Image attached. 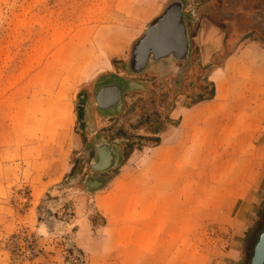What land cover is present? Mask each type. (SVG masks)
I'll use <instances>...</instances> for the list:
<instances>
[{"label":"rangeland","instance_id":"obj_1","mask_svg":"<svg viewBox=\"0 0 264 264\" xmlns=\"http://www.w3.org/2000/svg\"><path fill=\"white\" fill-rule=\"evenodd\" d=\"M174 1L0 0V264H89L92 249L110 237L98 200L121 191L108 184L120 164L130 158L131 168L140 166L152 146L147 138L171 124L168 107L197 98L205 66L243 42L264 45V0H180L187 58L150 59L134 75L133 45ZM207 28L223 42L210 58L203 51L214 42ZM113 72L131 80L125 111L80 122L79 95ZM121 127L131 136L127 145ZM101 142L112 144L117 159L100 171L90 164V150ZM88 177L102 185L88 187ZM259 199L246 226L226 221L225 209L197 213L178 194L168 227L179 235H133L146 244L143 264H249L264 227V195ZM128 210L124 218L135 221V208ZM160 211L162 231L167 222Z\"/></svg>","mask_w":264,"mask_h":264},{"label":"crops","instance_id":"obj_2","mask_svg":"<svg viewBox=\"0 0 264 264\" xmlns=\"http://www.w3.org/2000/svg\"><path fill=\"white\" fill-rule=\"evenodd\" d=\"M218 32L206 29L205 34L214 37L203 47L208 58L223 43ZM204 52L202 63L208 61ZM205 80L213 84V97L175 104L168 112L174 122L155 134L159 144L141 155L140 166L131 168L128 158L108 182L121 191L114 199L98 200L110 237L92 249L89 264H143L146 244L137 243L133 235H179L170 228L171 209L180 205L174 203L178 194L197 213L218 208L236 225L247 226L252 220L253 202L264 195V45L243 42L213 66ZM201 191L205 194L194 195ZM128 208H135L133 222L124 218ZM159 209L167 222L162 231ZM131 226L133 230H127ZM136 243L137 250L131 251Z\"/></svg>","mask_w":264,"mask_h":264},{"label":"flooded vegetation","instance_id":"obj_3","mask_svg":"<svg viewBox=\"0 0 264 264\" xmlns=\"http://www.w3.org/2000/svg\"><path fill=\"white\" fill-rule=\"evenodd\" d=\"M172 5L181 8L183 2L180 0L177 2L174 1L172 2ZM164 58L165 57L156 59V62H159ZM185 58L187 57H184L183 59ZM183 59L179 60L182 61ZM186 63H188V61H186L185 64ZM128 70L131 71L132 68L128 67ZM132 73L134 72L132 71ZM140 73L141 72H135L134 75H139ZM126 78L127 77H123V73L121 72H113L105 73L98 77L95 81H93L89 85V87L86 88L85 91H83L84 94L81 93L79 95L80 102L77 106L79 121L85 123L89 119V121L91 120V122H94L95 117H99L105 120L111 118V116H114V113L118 112L120 109H122V111L124 112L126 107L125 97L127 91L130 89L129 83L131 82V80H128ZM139 82L141 83L142 81L139 79ZM175 83H182V80H176ZM122 132L123 128L121 127V140L125 141L126 143L124 144L127 145L128 142H131V136H125L126 133L123 132L124 134H122ZM90 152L92 155L90 164L95 170L101 171L110 166H113L114 162H116L117 159V153L112 148V144L110 142L96 143L94 144ZM101 158H103L104 160L102 165H100ZM94 159L95 161H93ZM98 182L99 184H101L102 180L100 178L97 179L92 177H88L85 181L88 187H95L97 186Z\"/></svg>","mask_w":264,"mask_h":264},{"label":"water","instance_id":"obj_4","mask_svg":"<svg viewBox=\"0 0 264 264\" xmlns=\"http://www.w3.org/2000/svg\"><path fill=\"white\" fill-rule=\"evenodd\" d=\"M187 55V30L182 11L180 7L171 5L148 26L144 35L133 45L128 64L138 73L150 59L156 60L168 56L183 59ZM103 162L101 158L100 165ZM249 264H264V227L254 246Z\"/></svg>","mask_w":264,"mask_h":264},{"label":"trees","instance_id":"obj_5","mask_svg":"<svg viewBox=\"0 0 264 264\" xmlns=\"http://www.w3.org/2000/svg\"><path fill=\"white\" fill-rule=\"evenodd\" d=\"M219 64V63H218ZM218 64H214L213 66H216ZM213 66H209V67H206L205 66V69L207 70V72L213 67ZM213 94H214V87H213V84L212 83H209L207 81H205V85L203 86V88L200 89V91L196 94L197 98L191 100L189 103H192V102H195L197 100H202V99H209V98H212L213 97ZM174 107V104H171L170 107H168V111H167V117H168V112ZM166 117V120H168L169 122H171L172 124V121H170L168 118ZM160 131L159 128L155 129V131L153 132V134H157L158 132ZM148 141H152V146H155L157 144H159L160 142V138L158 136H152V137H149L147 138Z\"/></svg>","mask_w":264,"mask_h":264}]
</instances>
